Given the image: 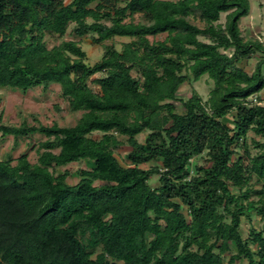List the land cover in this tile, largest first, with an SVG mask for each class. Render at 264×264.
Masks as SVG:
<instances>
[{
	"label": "trees",
	"instance_id": "obj_1",
	"mask_svg": "<svg viewBox=\"0 0 264 264\" xmlns=\"http://www.w3.org/2000/svg\"><path fill=\"white\" fill-rule=\"evenodd\" d=\"M249 11L250 0H0V87L56 84L82 112L69 126L0 115V139L45 137L35 162L0 159V264H264V104L250 99L263 101L264 44L241 35ZM84 37L103 46L93 64ZM256 52L249 74L237 63ZM203 75L206 100L177 96ZM82 160L68 183L58 168ZM249 174L260 189L245 188Z\"/></svg>",
	"mask_w": 264,
	"mask_h": 264
},
{
	"label": "rangeland",
	"instance_id": "obj_2",
	"mask_svg": "<svg viewBox=\"0 0 264 264\" xmlns=\"http://www.w3.org/2000/svg\"><path fill=\"white\" fill-rule=\"evenodd\" d=\"M70 0H65L68 3ZM226 13H222L219 22L223 25L225 22ZM135 21H143L140 15L134 16ZM191 22L199 27L204 26V22L197 18H190ZM239 27L241 35L244 40H258L264 44V0H250V11L247 16H244L239 21ZM165 33L157 35L155 39H163ZM63 39H72L70 35H66ZM153 39V37H150ZM203 41H208L205 37H199ZM48 46L58 44L61 39L46 37ZM80 41L82 49L86 52V61L89 64H93L99 60L103 53V46L93 44L88 37L77 39ZM127 38H115L114 44L119 49L123 41H127ZM111 42V41H110ZM260 59V53L256 52L251 55L248 59H241L237 65L247 71L249 74L252 73L256 63ZM133 76L137 74L132 72ZM264 74V67H263ZM100 73L95 74L93 77L99 76ZM213 86V81L207 76L203 75L197 81H187L183 83L177 91V96L183 99L189 97L193 91H196L203 100H206L209 91ZM94 87V86H93ZM60 87L56 84H51L47 88L41 86L27 89L26 91L2 88L0 87V115H2V121L6 124L19 125L22 122H26L31 125L43 124L51 125L57 122L60 126H69L76 123L77 119L81 116V111L72 112L69 110L68 102L64 100L60 94ZM259 96L263 99L261 104H264V90L260 92ZM255 96L251 97L253 99ZM179 109L181 105L176 102ZM235 112L227 114L222 120L232 126L233 115ZM147 132H143L137 135V139L143 142L146 138ZM253 136L250 132L249 137ZM45 137L40 134H35L31 138H18L17 142L12 136H6L0 139V159L7 158L9 155L16 159L20 153L27 151L29 161L35 162L37 158V146L38 143L44 140ZM250 142V140L248 139ZM30 145V146H29ZM251 152L256 153L257 149L251 147ZM118 159L123 162V156L125 149L116 151ZM206 161L205 155H200L192 160L190 166L191 172L195 168V165H202ZM15 162V161H14ZM13 162V163H14ZM91 163L87 160L79 162H72L66 166L58 168V171H68L69 176L67 182L74 184L78 180V172L82 168H89ZM148 167V165H146ZM157 176L153 175L150 179L152 186L157 184ZM262 182L257 178L249 174L247 176V182L245 188L249 189H260ZM251 199H257L256 196H252ZM253 224L256 228L260 227L259 217H253ZM250 227V222L245 218H242V234L247 236ZM227 257V256H226ZM236 264H244L237 261Z\"/></svg>",
	"mask_w": 264,
	"mask_h": 264
},
{
	"label": "built area",
	"instance_id": "obj_3",
	"mask_svg": "<svg viewBox=\"0 0 264 264\" xmlns=\"http://www.w3.org/2000/svg\"><path fill=\"white\" fill-rule=\"evenodd\" d=\"M252 101H253V102H256V103H258V104H261V102H257L256 97H254V98L252 99Z\"/></svg>",
	"mask_w": 264,
	"mask_h": 264
}]
</instances>
